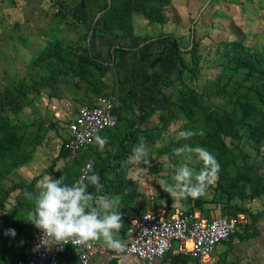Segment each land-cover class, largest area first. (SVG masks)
Instances as JSON below:
<instances>
[{
    "label": "rangeland",
    "instance_id": "1",
    "mask_svg": "<svg viewBox=\"0 0 264 264\" xmlns=\"http://www.w3.org/2000/svg\"><path fill=\"white\" fill-rule=\"evenodd\" d=\"M106 2L0 0V120L9 121L23 133L21 151L27 158L25 162L15 164L0 179V221H8V228L22 227L30 232L36 229L27 222V214L34 201L26 199L24 193L38 194L36 185L45 175L53 179L63 176L66 184L74 183L80 161L72 157H58L63 138L62 123L70 118L76 104L90 101L103 93L111 95L112 86L118 87L113 70L107 66L110 58H106L108 63H100V66L88 65L84 60L93 23L99 18L103 11L101 7ZM169 8L165 23L149 22L142 15L135 14L133 30L140 36L153 37L171 32L178 37L182 56L191 72L183 87L170 90V97L178 107L185 98L191 100L187 112L181 115L185 118L174 119L161 127L156 115L146 126L136 128L134 121L137 115L126 104L128 101H117L118 120L114 129L108 132V151H95L93 147L86 155L96 162L101 159H111L112 163L117 161L118 167L122 160L129 161L131 156L125 158V149L118 144L125 130L129 128L138 133V141L132 143L133 149L143 141L148 149L147 155L140 162H130L127 175L137 185L139 201L148 202L150 207L168 203L186 204L187 201L192 204L194 198L191 197H188L189 200L176 198L173 201L158 183L161 179L174 183L172 176L181 164H187L194 174L204 168L195 153L175 155L174 150L185 145L205 148L216 160L229 157L230 162L221 172L232 179L238 173H248L239 166L259 162L264 167V141L257 150L246 122L225 128L218 134L206 133L202 129V120L198 125L195 123L212 109H218L220 114L230 109L225 99L213 103L212 99L215 101L216 98L206 97L207 91L220 81H227L230 75L228 72L222 75L230 64L225 51L230 45L228 41L243 39L242 48L233 51L239 52L243 62L252 63V54L258 59L264 53V0H171ZM192 24L194 29L191 32L189 27ZM192 36L199 41L196 48L193 47ZM54 40H60L62 51H65L64 54L68 51L69 55L60 56L59 60L45 55L44 67L33 63L45 45ZM244 67L234 75L238 84L235 91L238 93L246 91L251 83L252 74H248ZM229 72H232V67ZM129 87L124 89L127 99L133 90ZM19 93L24 100L15 104L12 100ZM190 94L196 98L192 100L188 96ZM229 97L236 98L234 95ZM27 99L30 101L27 102ZM262 108L264 111V106ZM157 124L159 127L155 128ZM181 131H192L196 135L183 139L178 135ZM201 131L203 136L199 135ZM263 169L258 170L261 173ZM228 185L224 179L216 180L207 188L211 192L210 199L228 192ZM234 189L238 192L226 202L225 211L240 209L237 212H245L249 216L250 226L248 230L233 234L225 244L217 245L211 257H214V264H264V193L255 195L251 187L240 182H236ZM200 197L207 201L204 197L208 198V193ZM210 205L219 206L210 203L205 207ZM10 238L11 246L22 251L24 237H17L16 234ZM167 262L173 264L171 260Z\"/></svg>",
    "mask_w": 264,
    "mask_h": 264
},
{
    "label": "trees",
    "instance_id": "2",
    "mask_svg": "<svg viewBox=\"0 0 264 264\" xmlns=\"http://www.w3.org/2000/svg\"><path fill=\"white\" fill-rule=\"evenodd\" d=\"M171 5V0H107L99 18L93 23L90 39L88 40V46L84 51L87 54L84 55V60L88 65L96 64L100 66V63H105V60H100L94 51L97 47H106L109 52L108 68H111L114 72L115 79L118 80V87L112 86L111 95L114 100L124 102L126 98L124 89L129 87L133 89L130 93L129 102L126 104L137 115V119L134 121L136 128L146 126L157 115L158 123H161V127L167 126L169 122L174 119L185 118L181 117L183 113L187 112V106H190L191 100L187 97L179 104L174 103V100L170 97L171 91L179 89L185 85V79L189 77L191 69L182 56L180 42L178 37L173 33H166L150 37L149 35L140 36L134 33L133 18L135 14L142 15L149 22L165 23L168 20V14ZM83 6V3H82ZM76 11V10H75ZM193 24L189 27V30L193 31ZM108 37L110 44H108ZM103 38L105 44L98 46L96 40ZM229 47L225 49L226 54L229 55V67L225 69L222 75H226V72L230 73L227 77V81H220L218 85H214L211 91L206 92V97L209 99L216 98L213 103H216L219 99H225L230 108L228 111L219 113L218 109H212L206 113V117L200 120H195L198 125L202 120L203 128L206 133H220L223 129L237 125L242 122H246L248 126V133L253 140L256 149H259V145H262L264 141V53L260 54L257 59L252 54V60L243 62V59L239 57V52L234 53L243 46V39L235 38L230 41ZM193 47L198 46L199 41L192 36ZM166 45H170L172 61L171 66H176L177 72L172 75L166 68H164L161 62V49L164 50ZM63 50V45L60 40H54L52 43H47L45 47L39 52V55L34 59L33 63L44 67L42 62L45 61L44 56L48 55L50 58H58L60 56H68ZM99 50V49H97ZM225 54V53H224ZM201 56V54L199 53ZM68 58V57H65ZM175 63V64H174ZM166 65V63H165ZM245 66V67H244ZM232 67V72H229ZM244 67L248 74H252L251 83L246 91L238 93L235 90L238 89L237 81L234 75L239 68ZM247 74V75H248ZM220 75V76H222ZM232 75V76H231ZM223 77V76H222ZM43 82V81H40ZM223 85V83H226ZM44 84V83H42ZM221 84V87L219 86ZM234 89V90H233ZM246 92V93H245ZM245 93V94H244ZM105 95H108L104 93ZM236 96V98L229 96ZM191 99H195L192 94L188 95ZM24 100L23 95L19 93L17 97H14L12 102L20 104ZM30 100L27 99V102ZM91 101V100H90ZM87 101V102H90ZM163 101V102H161ZM117 102H115L114 111L117 114ZM194 106V103L191 104ZM19 106V105H17ZM118 117V114H117ZM156 122V123H157ZM258 124V125H257ZM202 125V124H201ZM116 126V125H114ZM113 127L107 128L100 132H106L114 129ZM159 127L158 124L154 126ZM143 129H147L144 127ZM159 129V128H158ZM139 132V131H138ZM138 133L135 134L129 128L125 131L124 135L119 141V146L123 147L125 158L128 155L133 154L132 143L138 141ZM134 142V143H135ZM204 142V141H202ZM24 145L23 133L15 125H11L7 120H0V179L4 177L10 170H12L15 164L23 163L27 160L21 148ZM93 146L88 147L77 153L74 159L80 161V165L77 170V176L79 174L80 167L84 162L90 158L86 156L87 152H91ZM123 156V155H122ZM58 157L70 158L68 151L63 146V138ZM245 157V155H244ZM112 158V157H111ZM118 158V157H117ZM93 159V158H92ZM14 160H17L14 163ZM122 160V163L117 166L110 160L101 159L100 161H94L93 169L88 175L99 174L101 177V184L103 185L102 191L106 194L120 196L119 205L127 209L124 221L125 231L126 225L130 217V213H134L133 204L138 196L136 191V183L131 181L127 173L131 167L130 161ZM220 165L218 173V181L223 180L227 182L228 192L219 194V197H212L208 203L220 205L223 213L235 214L240 209L235 211H225L226 202L232 195L237 194L238 189H234L236 182L240 184L244 183L246 186L251 187L255 195L264 193V169L260 173L258 169L264 168L262 163L248 164V166H239L241 170H247L248 173L237 174L235 178L226 177L221 171L230 161L229 157L226 159H217ZM237 160V159H236ZM240 187V186H239ZM231 189V192L230 190ZM90 193H95V188L89 185ZM216 192V191H215ZM216 193H214V196ZM187 198L185 200H189ZM226 200V201H225ZM190 205L187 201L186 204H181L184 209L189 210L191 207H197L201 210L204 209L203 204L205 202L201 197L195 198ZM165 205H170L165 204ZM215 206V205H214ZM208 211V210H207ZM126 213V212H124ZM133 215V214H132ZM2 227H0V264H14L19 258L26 256L27 251L24 246V239L32 235L34 231H28L22 227H9L8 221H0ZM8 229H14L17 237L23 238L22 251H18L11 246V235H5ZM248 230V227L245 228ZM244 230V231H245ZM122 232V231H121ZM232 238V235L230 236ZM60 264H79L77 256L75 255V248L68 246L67 251L61 256ZM162 259H168L173 264H187V258L181 254H173L168 252ZM163 260V261H164Z\"/></svg>",
    "mask_w": 264,
    "mask_h": 264
},
{
    "label": "built area",
    "instance_id": "3",
    "mask_svg": "<svg viewBox=\"0 0 264 264\" xmlns=\"http://www.w3.org/2000/svg\"><path fill=\"white\" fill-rule=\"evenodd\" d=\"M114 107V99L105 94L75 107L72 117L62 123L61 131L63 146L70 157L93 146L100 132L116 125L118 117ZM93 164L94 160L88 158L74 183L85 172L89 174ZM249 226V216L245 212L223 213L220 205L207 211L197 207L186 210L181 203L150 207L147 202L144 210L129 217L125 240L121 241L122 250L111 249L100 240L90 248H75V255L79 264H92L94 258L108 253L130 255L142 264H153L171 252L186 257L187 264H211L215 247ZM41 235L36 229L24 239L27 254L14 264H60L61 256L72 245L37 248Z\"/></svg>",
    "mask_w": 264,
    "mask_h": 264
},
{
    "label": "clouds",
    "instance_id": "4",
    "mask_svg": "<svg viewBox=\"0 0 264 264\" xmlns=\"http://www.w3.org/2000/svg\"><path fill=\"white\" fill-rule=\"evenodd\" d=\"M178 135L180 138L188 139L196 133L181 131ZM199 135L203 136V131ZM97 141L101 147L107 142L100 137H97ZM147 151L146 144L141 141L134 147L129 161L144 160ZM185 152L195 153L203 162L204 168L194 174L187 164H181L172 176L174 183L169 184L163 179L158 181L173 201L176 198H199L218 179L220 165L210 151L199 146L192 148L187 145L174 150L176 156ZM89 185L95 188L94 194L88 191ZM102 187L99 174L88 175L85 172L71 185L64 182L63 176L53 179L45 175L36 185L38 194L25 192V198L34 201L33 208L27 214V222L33 224L42 233L37 248L67 244H71L74 248H90L95 242L103 240L109 248L122 250L124 245L116 238L124 223L119 197L102 194ZM5 235L15 237L16 232L14 229H8Z\"/></svg>",
    "mask_w": 264,
    "mask_h": 264
},
{
    "label": "crops",
    "instance_id": "5",
    "mask_svg": "<svg viewBox=\"0 0 264 264\" xmlns=\"http://www.w3.org/2000/svg\"><path fill=\"white\" fill-rule=\"evenodd\" d=\"M166 33H171V32H166ZM166 33H161V34H158V35H162V34H166ZM174 34V33H173ZM157 36V35H156ZM90 39V35L88 37V40ZM103 38H98L96 40V43L99 45L101 44H105V41L102 40ZM109 37H108V44H110L111 41H109ZM167 47L165 48L164 47V50L161 49V53H160V56H161V62L160 64L166 68L170 73H172V75H175V73L177 72L175 70V65L174 67L171 66V62L172 61V57H171V54L173 52H175L174 50L171 51V47L170 45H166ZM99 49V50H97ZM109 52L107 50L106 47H103V48H100V47H97L96 48V51H94V55H96L98 58H100V60H105V63L107 62V59H108V56H109ZM107 58V59H106ZM108 63V62H107ZM166 63V65H165ZM104 94V93H103ZM127 97V96H126ZM129 99L130 98H125L123 101L126 102L128 101L129 102ZM92 100V99H91ZM118 100H115V102H117ZM86 102V101H85ZM120 102V101H119ZM118 103V102H117ZM78 104H76L73 108V111H72V115L75 111V107L77 106ZM72 115L70 116V118L72 117ZM69 118V119H70ZM111 131V130H110ZM126 131V130H125ZM108 132L109 131H106V132H103V133H100L97 137H100L101 139H104L106 140L107 142L103 145V147L100 146V144L98 143L97 141V137L95 139V142H94V145L93 147L95 148L94 150L95 151H101L100 149H103L104 152L108 151V143H109V139H108ZM125 133V132H124ZM106 154V153H105ZM206 192L208 193V198L203 197L205 199H210V195H211V192H209L208 190H206ZM101 193L102 194H105L104 191L101 190ZM108 196L110 197H119V200H120V196L118 195H112V194H107ZM138 197V196H137ZM207 200V201H208ZM207 201L204 202L203 204V207H204V210H209V209H214V205H210V206H207L205 207V204L209 205L210 203H208ZM139 202V203H138ZM120 207V212L122 214V217H123V222L126 220L127 217H125V215L127 214V209L126 208H123L119 205ZM147 207V203L144 201V200H140L138 198L135 199V202L133 204V210H134V213L132 214H135V213H139L141 210H144L145 208ZM126 212V213H124ZM132 214L130 213L129 215L132 216ZM123 229H124V225H123V228L120 230L119 233L116 234V238L119 239L120 241H123L125 240V231L123 232ZM122 231V232H121ZM226 242H224L223 244H225ZM62 258V257H61ZM213 259L214 257H212V263L211 264H214L213 262ZM160 259V260H156L153 264H168V259ZM64 264V263H63ZM92 264H142L138 259H136L135 257L133 256H130V255H112L110 253L104 255L103 257H96L94 258Z\"/></svg>",
    "mask_w": 264,
    "mask_h": 264
},
{
    "label": "bare ground",
    "instance_id": "6",
    "mask_svg": "<svg viewBox=\"0 0 264 264\" xmlns=\"http://www.w3.org/2000/svg\"><path fill=\"white\" fill-rule=\"evenodd\" d=\"M165 256V255H164ZM94 260V259H93Z\"/></svg>",
    "mask_w": 264,
    "mask_h": 264
}]
</instances>
